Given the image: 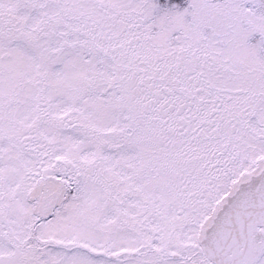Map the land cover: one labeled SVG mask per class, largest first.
I'll return each instance as SVG.
<instances>
[{
    "label": "snow or ice",
    "instance_id": "1",
    "mask_svg": "<svg viewBox=\"0 0 264 264\" xmlns=\"http://www.w3.org/2000/svg\"><path fill=\"white\" fill-rule=\"evenodd\" d=\"M0 264H264V0H0Z\"/></svg>",
    "mask_w": 264,
    "mask_h": 264
}]
</instances>
